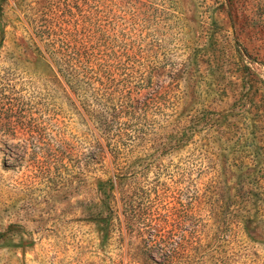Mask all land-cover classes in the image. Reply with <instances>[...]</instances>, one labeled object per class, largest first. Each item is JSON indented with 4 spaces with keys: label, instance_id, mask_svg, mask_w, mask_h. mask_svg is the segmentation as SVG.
Listing matches in <instances>:
<instances>
[{
    "label": "rangeland",
    "instance_id": "1",
    "mask_svg": "<svg viewBox=\"0 0 264 264\" xmlns=\"http://www.w3.org/2000/svg\"><path fill=\"white\" fill-rule=\"evenodd\" d=\"M15 2L0 264H264V0H67L84 40L56 48L82 45L81 87L41 60ZM116 187L181 229L126 230Z\"/></svg>",
    "mask_w": 264,
    "mask_h": 264
},
{
    "label": "trees",
    "instance_id": "2",
    "mask_svg": "<svg viewBox=\"0 0 264 264\" xmlns=\"http://www.w3.org/2000/svg\"><path fill=\"white\" fill-rule=\"evenodd\" d=\"M15 8L24 13L27 23L32 27L34 36L38 40H44L43 54L39 52L41 60L52 71L53 66L58 68L60 77L68 83L81 87L83 74L85 73V58L82 56V45L74 44L69 50L60 52L56 48L58 40H84L80 30L70 27V9L66 6L67 0H17ZM8 0H0V48L4 39V12L8 6ZM85 24V37L86 33ZM76 34L79 36L77 37ZM90 37V36H88ZM59 55L60 57L56 56ZM70 57L68 58V55ZM120 213L124 219L125 229L142 235L165 236L177 233L181 229L174 218V212L148 214L147 208H137L134 200V191L131 187H116ZM174 213V214H168ZM165 258V254H163ZM153 260V258L151 257Z\"/></svg>",
    "mask_w": 264,
    "mask_h": 264
}]
</instances>
